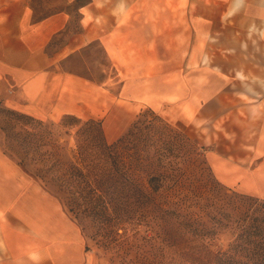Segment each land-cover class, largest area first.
I'll list each match as a JSON object with an SVG mask.
<instances>
[{
	"label": "rangeland",
	"instance_id": "rangeland-1",
	"mask_svg": "<svg viewBox=\"0 0 264 264\" xmlns=\"http://www.w3.org/2000/svg\"><path fill=\"white\" fill-rule=\"evenodd\" d=\"M93 1L0 0V6L8 3L13 11V2H18L35 19L65 12L71 19L70 32L77 33L81 9L92 6L93 14ZM232 1L98 0L107 28L104 38L115 35L120 64L108 57L103 38L104 46L89 44L68 66L106 89L108 105L101 117L74 115L79 124L66 118L73 114L45 120L0 102L1 150L52 195L50 228L32 235L29 258L36 257L38 264H213L217 252L227 247L232 223L222 218L229 224L221 228L213 222L224 213L236 215L237 206L246 207L251 197L264 200V185L256 180L262 152L250 147H259L264 110L259 102L242 99L219 75L237 59L258 60L264 72L262 50H255L250 39L246 48L241 41L252 20H260L257 12L264 0H244L247 12L225 17ZM144 22L148 33L139 30ZM259 42L264 45V39ZM138 44L143 45L135 47ZM206 55L211 63H205ZM142 63L154 75L147 82H132L130 75L136 71L129 67ZM147 83L158 87L146 89ZM120 98L137 110L116 108ZM107 114H112L110 126ZM93 120L100 125H85ZM98 131L108 144L125 138L124 150L139 165L133 180L127 182L110 158H100L104 156L91 141ZM81 144L92 158L98 153L91 176L101 180L97 187L112 199L109 215L121 221H97L84 206L77 208L68 190L58 194L40 177L48 180L49 168L58 162H79ZM151 174L158 179L150 181ZM52 187L57 188L53 183ZM137 189L140 202L130 194ZM122 195L124 203L117 198ZM213 225L219 230L213 237L195 232Z\"/></svg>",
	"mask_w": 264,
	"mask_h": 264
},
{
	"label": "crops",
	"instance_id": "crops-1",
	"mask_svg": "<svg viewBox=\"0 0 264 264\" xmlns=\"http://www.w3.org/2000/svg\"><path fill=\"white\" fill-rule=\"evenodd\" d=\"M97 1H93V14L92 6L83 7L88 13L81 9L77 33L70 32L71 19L65 12L35 19L32 11L18 2H13V11L8 9V3L0 6V102L45 120L65 114L101 117L108 105L106 89L68 66L89 44L96 42L104 46V40L108 57L117 66L120 64L116 55L121 51L114 44L115 35L104 38L107 28L102 24L104 17ZM116 18L112 16L111 20ZM142 24L139 30L148 33L149 27L145 22ZM131 46L128 45L129 49ZM129 69L136 71L130 75L135 83L147 82L154 75L144 63ZM120 101L116 108L137 110L125 98ZM111 117L112 114H107L106 123L112 122ZM260 129L261 139L256 145L262 152L257 159L262 161L256 169V180L264 185V115ZM51 196L41 182L0 148V264H38L27 256L31 252L29 242L32 235L44 234L50 228Z\"/></svg>",
	"mask_w": 264,
	"mask_h": 264
},
{
	"label": "trees",
	"instance_id": "trees-1",
	"mask_svg": "<svg viewBox=\"0 0 264 264\" xmlns=\"http://www.w3.org/2000/svg\"><path fill=\"white\" fill-rule=\"evenodd\" d=\"M66 118L77 122V124L80 123V119L74 115H67ZM100 123V121L93 120L85 123V125L99 126ZM85 130L87 129L84 128L82 131ZM124 139V137L119 138L117 141L112 142V144H108L103 138L102 132L98 131L96 135H92L91 141L92 145L97 148V152L104 156H100V158H110L112 164L117 166L118 171L121 172V174L125 176L126 181L129 182L133 180L132 178L138 171L139 165L138 163H132L130 159L132 155L124 150ZM82 146L83 145L81 144L78 148L79 152L77 159H79V162H70L67 164L58 162L54 165H51L49 168L47 173L51 174V176L48 178V180L45 179L44 175H40V177L46 182V185H48L51 190L58 194L62 191L64 192L68 190V192L71 193L72 199L74 200V204L77 206V208L84 206V210L93 214L97 221L102 223H106L108 220L113 222L116 219L117 221H121L120 217L117 218L116 216L115 218L109 215L110 209L114 208L112 199L111 197L108 198L105 194H103L99 186L97 187V183L101 180L95 179V176L93 175L91 176L90 170L93 168L91 163L95 165L94 162L98 159V153L96 152L94 158H92V153H89L88 150ZM128 159L130 161H128ZM120 166H122L121 169ZM157 177V175L151 174L149 178L150 181L153 182L158 179ZM62 181L63 184L60 185V182ZM52 183L55 184L57 188L52 187ZM153 187L157 189L156 186ZM139 192L140 189H137V191H134V193L130 192L131 196L135 197L138 202H140ZM125 197V195L120 197L117 196V198L120 200ZM251 198V201L246 203V207H243L244 204L237 206L238 208L236 215L224 213L223 217L221 216L217 218L216 222H213L215 225L217 224L221 228L222 225L226 227L228 226L229 223H227V221L232 223V238L223 251L217 252L218 254L213 261L214 263L264 264V200H252ZM79 199L82 200L81 203L78 201ZM70 200L71 199H69V201ZM244 200L246 202L249 200V198H245ZM122 202L124 203L125 201L122 200ZM69 209L74 211L75 206L71 204ZM222 218H226L227 221L222 222ZM215 225L208 227L206 230L195 228V232L196 234L203 232L205 235L208 233L210 237H213V235L219 231Z\"/></svg>",
	"mask_w": 264,
	"mask_h": 264
},
{
	"label": "bare ground",
	"instance_id": "bare-ground-1",
	"mask_svg": "<svg viewBox=\"0 0 264 264\" xmlns=\"http://www.w3.org/2000/svg\"><path fill=\"white\" fill-rule=\"evenodd\" d=\"M263 8L261 12H257L258 17L260 20L253 19L252 24L249 26V33L247 34V38L245 40H241L243 42L242 46L246 48L247 46V39H250L251 44L255 47V50H262L264 54V45H260L259 41H262L264 39V1L262 3ZM119 9L124 10L123 4L120 5ZM248 7L244 8V0H233L231 2L230 8L226 12L225 17H231V16H237L239 13H242L244 11H248ZM260 14V15H259ZM252 17V15H251ZM254 17V16H253ZM215 41L217 39H213ZM248 49V48H247ZM251 49V48H250ZM256 51V52H258ZM205 63H211L212 58L209 55H206L204 57ZM232 63V62H231ZM262 74L264 72L261 68V62L256 60H250L248 63L243 60H236L232 63V67H226L224 66L223 72H221L219 75H221L220 80L222 82H226L227 86L230 88H235L236 93L239 94L242 99L246 100L247 102L251 101H257L259 102V108H262L264 110V100L261 101L259 98L264 96V78L262 77ZM216 82V81H214ZM148 84V83H147ZM214 84V83H212ZM151 86V87H149ZM157 86H154V84H148V88H157ZM159 87L160 86L159 84ZM154 93V91L152 90ZM258 98V99H256ZM257 109V108H256ZM261 139V133L259 136V140ZM251 148H255L256 151H260L259 147H255L254 145H250Z\"/></svg>",
	"mask_w": 264,
	"mask_h": 264
},
{
	"label": "clouds",
	"instance_id": "clouds-1",
	"mask_svg": "<svg viewBox=\"0 0 264 264\" xmlns=\"http://www.w3.org/2000/svg\"><path fill=\"white\" fill-rule=\"evenodd\" d=\"M33 259L35 260V259H37L36 257H33Z\"/></svg>",
	"mask_w": 264,
	"mask_h": 264
}]
</instances>
